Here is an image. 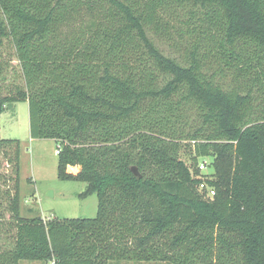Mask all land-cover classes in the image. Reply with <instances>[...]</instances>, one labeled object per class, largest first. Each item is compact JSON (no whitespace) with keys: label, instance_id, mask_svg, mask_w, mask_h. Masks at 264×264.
<instances>
[{"label":"trees","instance_id":"trees-1","mask_svg":"<svg viewBox=\"0 0 264 264\" xmlns=\"http://www.w3.org/2000/svg\"><path fill=\"white\" fill-rule=\"evenodd\" d=\"M19 102L98 214L23 217L0 137V264H264V0H0V120Z\"/></svg>","mask_w":264,"mask_h":264},{"label":"rangeland","instance_id":"rangeland-1","mask_svg":"<svg viewBox=\"0 0 264 264\" xmlns=\"http://www.w3.org/2000/svg\"><path fill=\"white\" fill-rule=\"evenodd\" d=\"M0 137L21 142L20 194L21 213L24 217L47 219H93L98 214L96 194L83 196L87 184L63 181L58 176V150L54 140H32L30 137L29 104L10 103L0 120ZM181 158L191 164L189 152L184 150ZM0 157V172H7ZM207 176L214 174L210 166ZM52 193V195H49ZM32 212V213H31ZM26 264H44L41 262ZM46 264V263H45ZM50 264V263H47ZM111 264H158L135 262H112Z\"/></svg>","mask_w":264,"mask_h":264},{"label":"built area","instance_id":"built-area-1","mask_svg":"<svg viewBox=\"0 0 264 264\" xmlns=\"http://www.w3.org/2000/svg\"><path fill=\"white\" fill-rule=\"evenodd\" d=\"M59 150H60V147H59ZM59 150H58V153H59ZM207 167H208L207 161H204L200 164V169L202 171H205ZM200 190H201V193H203L207 199H213L216 194L214 188L209 187L206 183L201 184ZM48 220H51V219H47L45 221H48ZM50 264H54V263H50Z\"/></svg>","mask_w":264,"mask_h":264},{"label":"crops","instance_id":"crops-1","mask_svg":"<svg viewBox=\"0 0 264 264\" xmlns=\"http://www.w3.org/2000/svg\"><path fill=\"white\" fill-rule=\"evenodd\" d=\"M32 140H39V139H32ZM80 171L79 167H69L68 172L72 174H77ZM22 214V213H21ZM23 216V215H22ZM24 217V216H23ZM28 261H23L21 264H26ZM30 263V262H29ZM31 263H36V262H31Z\"/></svg>","mask_w":264,"mask_h":264},{"label":"water","instance_id":"water-1","mask_svg":"<svg viewBox=\"0 0 264 264\" xmlns=\"http://www.w3.org/2000/svg\"><path fill=\"white\" fill-rule=\"evenodd\" d=\"M133 172H134L135 175H138V172H137L136 169H133ZM49 195H52V193H50Z\"/></svg>","mask_w":264,"mask_h":264}]
</instances>
